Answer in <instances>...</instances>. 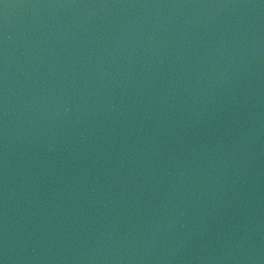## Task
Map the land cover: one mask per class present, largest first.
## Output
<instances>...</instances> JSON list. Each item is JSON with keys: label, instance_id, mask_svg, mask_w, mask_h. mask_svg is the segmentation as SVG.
<instances>
[{"label": "water", "instance_id": "obj_1", "mask_svg": "<svg viewBox=\"0 0 264 264\" xmlns=\"http://www.w3.org/2000/svg\"><path fill=\"white\" fill-rule=\"evenodd\" d=\"M0 264H264V0H0Z\"/></svg>", "mask_w": 264, "mask_h": 264}]
</instances>
